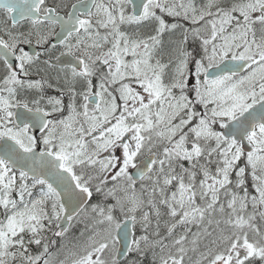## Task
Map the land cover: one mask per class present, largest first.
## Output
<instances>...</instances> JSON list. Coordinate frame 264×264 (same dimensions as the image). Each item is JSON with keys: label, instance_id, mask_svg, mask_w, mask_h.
<instances>
[{"label": "snow or ice", "instance_id": "1", "mask_svg": "<svg viewBox=\"0 0 264 264\" xmlns=\"http://www.w3.org/2000/svg\"><path fill=\"white\" fill-rule=\"evenodd\" d=\"M0 264H264V0H0Z\"/></svg>", "mask_w": 264, "mask_h": 264}]
</instances>
